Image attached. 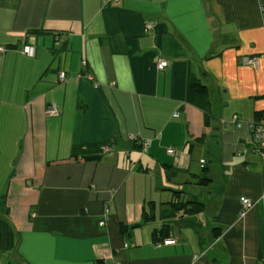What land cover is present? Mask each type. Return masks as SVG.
<instances>
[{"label": "crops", "instance_id": "obj_1", "mask_svg": "<svg viewBox=\"0 0 264 264\" xmlns=\"http://www.w3.org/2000/svg\"><path fill=\"white\" fill-rule=\"evenodd\" d=\"M0 46V264H262L264 0H0ZM175 189L205 209L158 246Z\"/></svg>", "mask_w": 264, "mask_h": 264}, {"label": "trees", "instance_id": "obj_2", "mask_svg": "<svg viewBox=\"0 0 264 264\" xmlns=\"http://www.w3.org/2000/svg\"><path fill=\"white\" fill-rule=\"evenodd\" d=\"M189 97L191 94H197L200 96H208V87L201 83L199 80H194L189 83L188 89ZM264 115V112H258L256 115V120L261 118ZM105 145L100 146L101 151L102 147ZM87 148V147H86ZM87 158H97L98 155H84ZM197 182L202 185H208L212 178L209 175V168L205 167L201 175L197 176ZM182 191L179 189H175L173 191V198L167 202L169 205L167 209L168 215L163 217V225L160 229H156L154 231V235L156 236V241L163 240L165 238L171 237V230L175 227V222L180 219L178 215L180 212L186 215H197L204 211L205 204L200 200H185L182 198ZM6 203V195L3 197V204ZM8 211V210H7ZM145 219L150 220L153 216L146 215L145 212ZM125 225H121V230H125ZM15 231L12 227L11 223L4 217L0 216V251H7L12 249L15 246ZM99 264H104L102 261H99Z\"/></svg>", "mask_w": 264, "mask_h": 264}, {"label": "built area", "instance_id": "obj_3", "mask_svg": "<svg viewBox=\"0 0 264 264\" xmlns=\"http://www.w3.org/2000/svg\"><path fill=\"white\" fill-rule=\"evenodd\" d=\"M108 3H118L119 0H107ZM7 47L5 46H0V52L6 53L7 52ZM23 51L24 53L28 54V55H34L35 52V48L32 45H24L23 47ZM249 64H252L253 66H257L258 65V57L257 56H253L250 58H247L246 60ZM84 64L87 65V61L84 60ZM167 61L161 60L159 62V67L164 68L167 66ZM88 76L90 78L91 74H88ZM67 75L66 72H61L60 73V80L64 81L66 79ZM46 112L48 115H58L60 113V109L58 107V105H56L55 103H51L47 106ZM176 116L179 115V113L175 114ZM232 120L234 122H236V124L238 125V127L243 126L244 122L243 120L239 117L238 114H233L232 116ZM252 128H253V137H254V141L257 145V148L261 151L262 154H264V115L261 116V118H259L258 120H255L252 123ZM148 142H144L143 145H147ZM102 151L105 152H110V148L109 146H103L102 147ZM175 148L174 147H169L167 152L169 154H174L175 153ZM204 162V161H203ZM241 202L243 205V208L241 210V216H244L246 211L252 207L253 202L251 201V199H249L248 197H241ZM104 221L101 222V225H104ZM167 243H176L175 239L170 238H165L163 240L157 241V245L161 246L163 244H167ZM112 264H117V263H112ZM262 264H264V249H263V253H262Z\"/></svg>", "mask_w": 264, "mask_h": 264}, {"label": "rangeland", "instance_id": "obj_4", "mask_svg": "<svg viewBox=\"0 0 264 264\" xmlns=\"http://www.w3.org/2000/svg\"><path fill=\"white\" fill-rule=\"evenodd\" d=\"M0 182H3V178L0 179ZM3 197H4V195L1 194V195H0V199H1V201H3ZM1 205H3V202L1 203ZM3 208H4V209H2V208L0 209L1 212H2L3 210H5V204H4ZM6 209L8 210V206H7V204H6ZM5 212H6V210H5ZM3 217H4V216H3ZM6 253H7V251H4V254H3V255H4V256H3L4 259H6Z\"/></svg>", "mask_w": 264, "mask_h": 264}]
</instances>
